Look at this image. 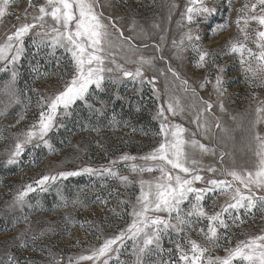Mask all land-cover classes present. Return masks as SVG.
Segmentation results:
<instances>
[{
  "label": "rangeland",
  "instance_id": "1",
  "mask_svg": "<svg viewBox=\"0 0 264 264\" xmlns=\"http://www.w3.org/2000/svg\"><path fill=\"white\" fill-rule=\"evenodd\" d=\"M31 3L39 6L45 0H31ZM188 3L189 0H96L95 11L102 13L101 20L108 26V39L113 43V47L107 49L111 53L109 60L114 59L129 71L142 67L145 83L122 78L119 71L106 73L108 77L120 79L118 83L106 79L102 91L90 89L91 98L93 90L104 93L103 96H96L102 97V101H95L94 105L88 100L92 107L85 104L88 111L83 119L75 120L71 119L72 115L58 114L55 127L44 138L51 148L43 141H33L25 145L16 164L7 163L16 143L24 139V134L39 120V113L46 110L41 107L44 102L40 97H50L62 91L74 75V68L70 54L57 49L62 53L60 59L65 66L68 63L66 55L72 62L66 80L43 79L35 80L33 84L25 81L20 84L23 74L20 62L24 56L17 65H8L7 71L0 63V264H9V258L15 264H77L81 256L91 255L105 240L125 231L133 220L130 213L139 194V180L159 175L156 172L141 175L134 172L131 166L152 163L141 157L153 152L163 140L160 132L163 118H157L161 107L168 117L165 123L179 124L187 129L185 139H195L215 150V154H202L188 147V151L202 162V167L211 166L218 170L252 167L254 156L249 148L252 144V123L258 101L264 100V87L251 86L245 79L238 55L225 53L229 47L227 41L244 39L235 21L247 13V9L245 13L239 10L245 4L256 3V0H206L209 7L216 8V12L207 17H197V22L191 25L183 15ZM173 4L178 7L173 8ZM28 5L29 0H9L6 15L0 22V44L4 43L6 34L15 30L14 26L31 22L37 7ZM25 11L28 13L27 20ZM256 14H260L259 6ZM225 24L228 25L226 30L217 33V27ZM258 28L256 22H250L246 30L254 36ZM189 29L200 36V40L193 43L209 50L216 64L224 67L223 87L226 92L223 96H219L214 88L217 68L211 63L198 67V55L189 42L185 40L183 45L180 44ZM121 31L123 37L120 36ZM28 43L32 45L30 37L25 38V48ZM246 43L256 50L251 40ZM141 56L151 60V64L141 65ZM106 65L115 68L114 64L106 62ZM13 70L18 73L14 84L11 83ZM173 71L178 73L179 78L173 76ZM185 80L187 84L183 83ZM177 101L184 111L173 116L167 112V106L169 103L176 105ZM204 101L212 104L211 111H204ZM220 103H223L224 111L220 110ZM142 113L148 114L157 123L158 133L153 126L146 124ZM126 117L133 120L127 121ZM74 122L80 126L73 139L68 143L64 139L53 143V133ZM205 122L210 131L205 132ZM216 123L221 128H216ZM223 128H227L228 132L222 131ZM135 129L141 130V133ZM257 130L264 131V125L258 126ZM65 136L68 138L69 133L66 132ZM64 142L66 144L62 147ZM222 153L223 161L220 159ZM125 155L134 156L136 160H122ZM88 167H110L120 176H128L133 183L126 185L107 173H81L54 183L50 181L45 185L48 191L44 192L35 183L45 175ZM201 174L205 179L231 180V177L221 176L219 171H204ZM29 184L36 191L28 194L25 198L27 203L21 208L15 204V198ZM196 186L204 185L199 183ZM227 199L218 193L209 194L203 203L211 213L219 210ZM121 201L126 203L121 204ZM184 207L187 208V205ZM241 219L243 223L228 230L220 229L224 238L210 255L224 257L227 255L225 249L233 248L249 237L264 234V210H260L259 205L253 214L241 212ZM206 224L207 221L202 220L196 227H206ZM189 235L191 239L207 244L198 231H191ZM171 236L173 241L177 239L175 233ZM120 243L123 247L119 246ZM180 243L186 245L184 240ZM163 247V258L167 259V250L172 249L170 255L176 261L178 253L175 244L169 243L166 238ZM113 249L100 261L81 260L79 264H103L104 260L108 264H133L135 257L131 254V240L118 242ZM149 259L155 260V257Z\"/></svg>",
  "mask_w": 264,
  "mask_h": 264
},
{
  "label": "snow or ice",
  "instance_id": "2",
  "mask_svg": "<svg viewBox=\"0 0 264 264\" xmlns=\"http://www.w3.org/2000/svg\"><path fill=\"white\" fill-rule=\"evenodd\" d=\"M8 4L9 0H0V22L6 15ZM95 5L96 0H45L44 4L34 6L29 0L28 6L37 7V13L32 16L31 22L21 23L18 27L14 26L15 30L6 34L4 43L0 44V63L5 65V71L8 65H17L24 56L27 51L26 37L31 38V43L36 50L34 54L44 49L47 50L48 56H55L57 49H62L70 54L74 68V75L62 91L50 97H40V100L44 102L41 107L46 110L39 113V120L32 125L31 130L24 134V139L16 143L7 160L8 164L18 163V158L22 155L25 145L33 141H43L51 148L44 138L55 127L58 114L71 115L69 110L77 101L91 108L92 105L88 103L90 89L102 91L106 79H111L114 83L119 82L120 78L108 77L106 73L119 71L122 78H131L140 84L145 83L142 79L144 75L142 67L129 71L123 65L117 64L114 59L109 60L111 53L107 49L112 48L113 43L108 39L110 35L107 31L108 26L101 20L102 13L95 11ZM258 6L260 14H256ZM172 7L175 8L178 5L173 4ZM246 9L247 13H245ZM239 11L245 14L238 17L235 23L244 39L243 41H227L229 47L225 54L238 55L246 81L251 86L264 87V0H256V3L251 5L245 4ZM215 12L216 8L209 7L206 0H189L183 15L187 23L191 25L197 22V17H207ZM24 17L27 20V11ZM250 22H256L259 25L254 36H250L246 30ZM227 27V24L219 25L217 33L226 30ZM120 36L123 37L122 31ZM185 40L198 55V67L203 68L211 63L217 68L214 88L219 96H223L226 92L223 87L224 67L216 64L215 57L209 50L193 43V41H199L200 36L194 35L191 29L185 33L180 44L183 45ZM248 40L252 41L256 50L248 46L246 43ZM180 50L184 51L183 48ZM106 62L114 64L115 68L108 67ZM139 63L150 65L151 60L141 56ZM33 70L36 71L35 68ZM172 74L179 78L178 73L173 71ZM17 75V71L13 70L12 84L15 83ZM183 83L188 82L185 80ZM253 99L257 97L253 96ZM203 103L206 105L204 111H211L212 104L207 101ZM219 107L221 111L225 110L223 103H220ZM183 111L178 101L176 105L169 103L167 106V112L173 116ZM157 118H163L160 124L163 140L153 152L141 157L142 160L152 163L144 166L133 164L131 167L134 172L141 175L145 172H156L159 175L151 179L141 178L139 180V194L132 205L130 215L133 220L128 228L121 231L118 236L105 240L103 245L94 250L91 255L81 256L77 264L81 260L100 261L102 257H107L114 251V245L125 239L132 241L131 254L135 257L133 264H264V234L249 237L244 241H239L235 247L225 249L227 255L224 257L210 255L212 250L219 246V241L224 238V233L220 232V229L228 230L233 225L243 223L241 212L253 214V210L258 205L260 210H264V131L257 130L258 126L264 125V100H259L255 108L252 144L249 145L254 160L249 169L218 170L211 166L202 167V162L188 151V147L199 150L202 154H215V150L195 139H185L184 133L187 129L181 125L165 123L168 117L163 107L157 113ZM233 119L235 120L236 117L234 116ZM203 127L205 132L210 131L207 122ZM215 127L221 128V125L216 123ZM222 131L227 133L228 129L223 128ZM223 155L222 153L220 156L221 161H223ZM122 160L134 161L136 157L125 155ZM204 171L209 173L219 171L221 176L231 177V180L211 177L205 179V176L201 174ZM81 173L90 175L107 173L126 185L133 183L128 176H120L110 167L103 169L88 167L79 171L45 175L35 183L40 191L44 192L48 191L45 185L50 181L54 183L58 179L79 176ZM199 183L204 186L197 187ZM34 191L36 188L32 184L27 185L16 196L15 204L23 208L27 203L25 198ZM217 193L228 199L219 206V210L209 213L203 201L209 194ZM124 203L126 202L121 201V204ZM185 205L187 208L184 207ZM202 220L207 221L206 227L197 228L196 225ZM194 230L203 235L207 244L191 239L189 233ZM172 233L177 236L175 241L172 239ZM166 238L169 243L175 244V250L178 253L176 261H173L170 255L172 249L167 250L169 257L163 258L165 252L163 244ZM181 240H184L186 245H182ZM119 246L123 247V244L120 243ZM151 257H155V260L150 261ZM9 264H15V262L9 258ZM103 264H108V261L104 260Z\"/></svg>",
  "mask_w": 264,
  "mask_h": 264
},
{
  "label": "trees",
  "instance_id": "3",
  "mask_svg": "<svg viewBox=\"0 0 264 264\" xmlns=\"http://www.w3.org/2000/svg\"><path fill=\"white\" fill-rule=\"evenodd\" d=\"M26 54L24 55L23 59L20 62V70L23 73L21 75V83L24 81L29 82L33 84V81L35 80H55L57 82H61L66 80L69 77L71 68H72V62L70 58L66 55L67 65L65 66L64 62L61 61L60 57L62 56V53L60 51H56L55 56H48L46 54L47 50L42 49L38 54L36 53L35 48L33 45H30V43L26 44ZM59 65V66H58ZM36 69L34 71L33 69ZM39 73V75H38ZM32 80V81H31ZM24 84V83H23ZM108 89V88H107ZM106 90V88L104 89ZM41 94V93H40ZM99 91L93 90V98L89 96V101H91L92 104H96L95 101H102V97H96V96H103ZM95 96V98H94ZM91 98V99H90ZM107 102V101H105ZM118 109V108H116ZM88 111L86 108L85 103L83 102H77L72 109H70L71 112V119L79 120V118H84V114ZM145 113V111L143 112ZM141 114L144 115L146 124L151 125L154 127L156 133L159 131V127L157 123H155L151 116L148 114ZM126 120H133V118L126 117ZM79 123L74 122L73 124H66L65 128L58 129L55 131L52 135L53 143H60L64 140L65 142H69L70 139H73V137L79 132L78 130ZM136 131L138 129H135ZM140 130V129H139ZM69 133V137L67 138L65 136V133ZM138 133H141L140 131H137ZM67 138V139H65ZM63 143L62 147L65 146L66 143Z\"/></svg>",
  "mask_w": 264,
  "mask_h": 264
}]
</instances>
